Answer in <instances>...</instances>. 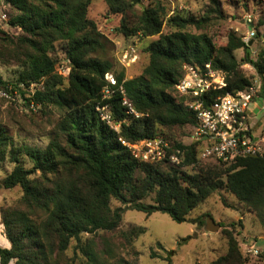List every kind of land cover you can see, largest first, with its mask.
Masks as SVG:
<instances>
[{
	"label": "trees",
	"instance_id": "obj_1",
	"mask_svg": "<svg viewBox=\"0 0 264 264\" xmlns=\"http://www.w3.org/2000/svg\"><path fill=\"white\" fill-rule=\"evenodd\" d=\"M1 1L12 11L3 23L22 33H5L0 39V61L17 66L16 84L37 85L29 98L22 92L28 103L58 112L45 147L16 141L0 122V166L13 165L0 186L22 190L15 204L0 206L10 243L9 248L0 245L1 264L12 260L15 264H136L121 257L112 241L124 226L125 210L162 212L175 222H192L190 213L219 189L233 194L264 222V157L209 159L215 164H204L201 161L209 160L200 158L199 142L186 145L172 135L174 129L198 124L196 113L185 105L188 97L176 88L184 65L204 69L209 64L223 72L226 86L208 93V104L218 95L244 91L253 83L236 50L243 49L244 62L264 78V46L252 57L251 47L235 32L218 45L208 32L210 16L170 15L162 0H148L140 12L136 7L143 0H105L108 12L121 16L119 34L150 40L158 36L146 46L149 63L144 71L127 78L125 68L115 69L109 57L112 41L88 17L93 0ZM209 12L221 14L218 5ZM262 37L264 41V33ZM58 45L68 62L67 76L58 71ZM107 73L114 75L116 85L106 80ZM0 82L6 81L0 76ZM107 86L111 94L105 97ZM124 97L139 117L122 104ZM98 106L108 107L118 129L101 118ZM158 136L169 141V155L176 154L179 162L140 161L120 141L136 143ZM148 198L151 202H144ZM113 199L122 206L113 208ZM126 229L121 240L129 248L144 229L136 225ZM224 235L227 253L210 264H247L251 257L243 255L236 237L231 232ZM158 245L165 256L152 251L151 257L172 264L175 250Z\"/></svg>",
	"mask_w": 264,
	"mask_h": 264
},
{
	"label": "rangeland",
	"instance_id": "obj_2",
	"mask_svg": "<svg viewBox=\"0 0 264 264\" xmlns=\"http://www.w3.org/2000/svg\"><path fill=\"white\" fill-rule=\"evenodd\" d=\"M170 10V15L175 12L184 14H194L202 17L210 16L208 32L215 38L218 45L224 44L228 40V35L235 32L238 36L244 37L250 27L255 28V36L251 48V56L255 57L261 47L264 46L262 33H264V0H162ZM218 2V4H215ZM148 0H143L137 5L136 11L140 12L142 7L148 5ZM218 5L221 14L210 13L209 10ZM0 12L7 16L12 13L10 7L0 0ZM248 15L253 26L248 21ZM88 17L95 21L98 28L112 41V50L109 57L115 64V69L125 68L126 77L133 78L140 75L149 63V56L146 46L150 41L158 36L149 38L136 35L124 37L116 31L120 23L121 16L110 14L105 0H93L89 8ZM128 17L133 19V14L128 13ZM8 19V17H7ZM5 20L0 19V39L5 33L16 36L21 34L18 28L7 26ZM263 22V23H262ZM167 26L163 32H168ZM193 32H199L191 28ZM250 40V41H251ZM249 41V42H250ZM1 44V40H0ZM128 56L126 57V55ZM236 57L241 62L246 74L253 76L252 81L264 84V78L257 75L250 64L244 62L243 49L236 50ZM57 56L59 58L58 71L67 76L69 72L68 62L63 48L58 45ZM17 66L14 63L3 64L0 61V76L4 81L14 82ZM263 91V90H262ZM260 97L253 102L250 108L251 117L254 123V130L258 135L264 136V91ZM58 120V112L55 109L42 111L40 108L23 109L19 104L7 102L0 99V122L6 124L13 137L18 142H25L30 145L45 147L48 143V133ZM172 135L175 141L183 142L186 145L194 143L192 135L193 128L185 127L174 129ZM204 164H215L214 161H201ZM12 164L4 163L0 166V179L12 169ZM30 166V165H29ZM187 171L193 172L191 167ZM20 187L4 189L0 186L1 205H13L21 196ZM144 202L150 203L148 198ZM112 207L117 208L122 204L113 199ZM208 217L220 225L216 232L206 230ZM192 222H175L169 215L162 212H154L147 215L142 211L125 210L123 214V228L126 231L129 225L143 228L144 233L137 236L133 246L127 248L125 242L121 240V232L112 238L115 249L121 257H124L136 264H166L161 258L151 257V252L165 256V252L159 247L161 243L167 250H175L172 256V264H210L218 257L225 255L228 250L225 232H231L240 244L244 253L243 243L248 239L254 240L261 250L257 257L247 259V264H264V222H262L243 202L239 201L233 194L224 189L215 191L209 198L201 202L189 215ZM195 220V222H194ZM200 220H203L201 224ZM242 225H239V222ZM235 224V225H234ZM4 231V228L1 227ZM3 234V233H2ZM69 256L71 252L68 253Z\"/></svg>",
	"mask_w": 264,
	"mask_h": 264
},
{
	"label": "built area",
	"instance_id": "obj_3",
	"mask_svg": "<svg viewBox=\"0 0 264 264\" xmlns=\"http://www.w3.org/2000/svg\"><path fill=\"white\" fill-rule=\"evenodd\" d=\"M0 19L6 21L7 15L0 12ZM248 21L253 26L249 15ZM254 36L255 28L250 27V31L242 39L248 44ZM105 78L110 84L116 85V79L112 73H107ZM36 86L31 84L27 88L23 83L0 82V99L19 104L23 109H36L37 105L32 101L28 103L22 96L24 92L25 97L29 98ZM225 86L223 72L213 70L209 64L205 65L204 69L189 64L184 65L182 76L176 85L178 93L188 97L185 105L189 110L194 111L198 118V124L193 128L192 138L194 142L201 144L200 158L230 162L239 157H264V136L255 132L250 113L253 102L260 97L261 82H253L244 91L218 95L212 102L205 103L208 93L221 90ZM103 93L105 97L109 96L110 87H105ZM122 104L128 107L130 114L140 116L125 97ZM97 110L101 118L109 125L115 129L119 128V125L113 122L107 106H98ZM120 141L140 161L153 164L169 158L173 163L179 162L176 154L169 155L170 143L162 136L136 143L127 142L122 138ZM243 245L247 256L260 255L261 250L256 241L247 239Z\"/></svg>",
	"mask_w": 264,
	"mask_h": 264
},
{
	"label": "crops",
	"instance_id": "obj_4",
	"mask_svg": "<svg viewBox=\"0 0 264 264\" xmlns=\"http://www.w3.org/2000/svg\"><path fill=\"white\" fill-rule=\"evenodd\" d=\"M2 201L3 200H1V196H0V206L2 204ZM1 227H3V225L1 224V216H0V245L3 246V247L9 248L10 247V243H9L8 239L6 238V236L4 234V231H3V229ZM9 264H15L14 260L10 261Z\"/></svg>",
	"mask_w": 264,
	"mask_h": 264
},
{
	"label": "water",
	"instance_id": "obj_5",
	"mask_svg": "<svg viewBox=\"0 0 264 264\" xmlns=\"http://www.w3.org/2000/svg\"><path fill=\"white\" fill-rule=\"evenodd\" d=\"M253 43V40H251L248 45L251 46ZM220 228V225L217 224L212 217H208L207 221H206V230L209 232H216L218 231Z\"/></svg>",
	"mask_w": 264,
	"mask_h": 264
}]
</instances>
